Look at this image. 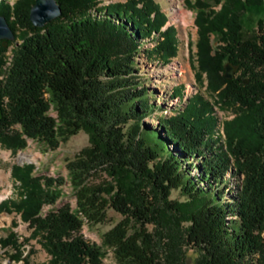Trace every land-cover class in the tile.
Instances as JSON below:
<instances>
[{
    "label": "trees",
    "instance_id": "1",
    "mask_svg": "<svg viewBox=\"0 0 264 264\" xmlns=\"http://www.w3.org/2000/svg\"><path fill=\"white\" fill-rule=\"evenodd\" d=\"M35 1L0 0L15 35L26 28L9 67L11 41L0 39V143L17 151L31 138L56 149L84 130L89 144L67 164L75 209L66 204L44 213L62 196L65 179L35 175L27 163L13 167L19 197L2 200L0 212L15 210L34 228L51 264H105L102 247L81 231L85 220H104L108 206L124 219L103 243L122 264H264V13L255 37L243 35L245 12L264 8V0H214L219 9L186 0L196 11L198 62L209 90L243 110L224 123L225 139L215 135L213 105L200 93L159 119V128L143 123L150 106L134 81L136 56L154 37L145 49L149 59L167 63L177 49L176 29H163L168 19L154 0H57L62 14L43 27L30 19ZM226 60L242 75L227 79ZM194 157L197 175L186 168ZM101 172L111 181L92 182ZM227 174L241 182L224 201L218 184ZM174 188L191 199L172 200ZM207 189L215 192L199 202ZM158 240L166 245L161 251ZM0 243L21 252L13 234ZM185 245L198 249L195 261Z\"/></svg>",
    "mask_w": 264,
    "mask_h": 264
},
{
    "label": "rangeland",
    "instance_id": "2",
    "mask_svg": "<svg viewBox=\"0 0 264 264\" xmlns=\"http://www.w3.org/2000/svg\"><path fill=\"white\" fill-rule=\"evenodd\" d=\"M13 4L16 0H9ZM127 0H105L103 5L114 2H126ZM155 4L167 16V23L163 29L168 26H174L177 36V49L175 57L167 63L152 60L147 57L145 49L152 47L154 39L144 40L141 51L136 56V69L134 80L137 82V89H145L149 99V114L143 120V123L153 128H159V119L172 115L176 110L184 107L196 93L211 102L213 105V115L218 119L215 135L222 136L225 139L224 123L232 120L237 115L242 114L243 110L240 105L234 101L222 100L216 93H212L208 88V78L206 73L201 72L199 68L197 55L198 32L195 24L196 11L187 5L186 0H154ZM193 1V0H191ZM212 3L213 9H219L214 0H206ZM263 7H249L243 16V35L245 38H254L257 33V25L259 19L263 17ZM182 18H185L187 24H182ZM26 28L18 27L15 39L8 40L4 45H8L4 54L5 65L11 64L14 55V49L22 42V33ZM214 44L217 45L218 37L213 36ZM10 63V64H9ZM230 63L225 61L224 64ZM6 66V67H7ZM3 66V72H4ZM5 75V72L3 73ZM200 75V76H198ZM242 69L240 66L235 71V76H241ZM181 92V97L176 94ZM57 115L56 112H53ZM133 120H131L126 128L128 129ZM89 144V134L80 130L77 134L71 136L67 141L61 142L58 148L49 149L40 141L28 139V145L25 149L14 151L0 143V202L8 197L17 200L19 197V181H17L12 169L15 165H24L32 163L34 174L39 176L63 177L65 183L62 186L63 193L58 201L51 205L43 206V212L58 209L59 207L69 204L73 209L77 206V199L73 192L69 179V171L67 164L72 160L81 149ZM192 168L187 165L192 175L199 173V159L194 157L191 160ZM91 181L95 183H107L111 178L106 173H97L91 177ZM241 182L238 177L227 174L224 183L218 184L225 191L226 198L229 191L235 190L236 183ZM208 189L200 196L199 202H203L213 193ZM171 199L184 202L191 198L184 194L180 188H174L171 193ZM124 219V215L116 211L114 208L106 207V217L104 220L94 223L85 220L81 233L85 239L91 243H95L102 247L105 252L103 261L105 264H122L115 254V250L103 243L104 234ZM133 228L137 225L131 223ZM132 228V229H133ZM150 232L154 231L153 226L148 228ZM14 235L20 251L12 245H2L0 243V264H25L24 258L29 264H51L50 254L42 244V237L34 233V228L28 222H25L20 214L13 210L10 212H0V238H6ZM158 249L161 251L166 246L163 241H157ZM187 256L192 261L199 256V251L193 246H184ZM21 254L22 257L14 258V255Z\"/></svg>",
    "mask_w": 264,
    "mask_h": 264
},
{
    "label": "water",
    "instance_id": "3",
    "mask_svg": "<svg viewBox=\"0 0 264 264\" xmlns=\"http://www.w3.org/2000/svg\"><path fill=\"white\" fill-rule=\"evenodd\" d=\"M61 14V6L57 0H36L31 7L30 19L34 25L43 27ZM15 36V32L10 26L7 18L4 15H0V39H4L5 43H7L8 40L15 39ZM238 67V64H225V77L227 79H233Z\"/></svg>",
    "mask_w": 264,
    "mask_h": 264
},
{
    "label": "bare ground",
    "instance_id": "4",
    "mask_svg": "<svg viewBox=\"0 0 264 264\" xmlns=\"http://www.w3.org/2000/svg\"><path fill=\"white\" fill-rule=\"evenodd\" d=\"M174 1L178 3L179 0H174ZM182 24L184 26L187 24V21L185 20V18H182Z\"/></svg>",
    "mask_w": 264,
    "mask_h": 264
}]
</instances>
